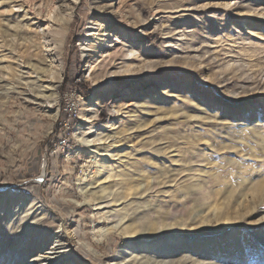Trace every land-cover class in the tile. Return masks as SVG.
<instances>
[{
    "label": "rangeland",
    "instance_id": "rangeland-1",
    "mask_svg": "<svg viewBox=\"0 0 264 264\" xmlns=\"http://www.w3.org/2000/svg\"><path fill=\"white\" fill-rule=\"evenodd\" d=\"M46 1L0 0V264H123L121 218L144 243L180 236L151 264H264V0ZM55 39L58 83L28 68Z\"/></svg>",
    "mask_w": 264,
    "mask_h": 264
},
{
    "label": "bare ground",
    "instance_id": "bare-ground-1",
    "mask_svg": "<svg viewBox=\"0 0 264 264\" xmlns=\"http://www.w3.org/2000/svg\"><path fill=\"white\" fill-rule=\"evenodd\" d=\"M54 0H49V2L46 1L47 4H52ZM44 9V8H43ZM42 8H39V12H42L43 13V10ZM11 11V10H10ZM52 11L48 10L47 11V14H49V16L51 15ZM58 21V20H57ZM95 26L96 24H94V22H91L90 23V26L88 27V29L86 30L85 32V35L83 37V40H81V44H80V47H81V53L85 54L86 52H89V48L92 46V44H90V41L91 39L93 38V36L95 35L93 33V31H95ZM58 34V33H57ZM97 35V34H96ZM4 37V35H3ZM56 39H55V42H52V43H48V52H49V56H50V59L49 61H46L43 59V58H38L36 62L39 63V65H37L36 63L35 64H31L28 66V68L30 70H32L33 72H35V74L37 73H46L48 75V77H50L51 79V82L52 83H58L57 79L58 77L60 76V66L58 65H55L57 62H56V58H55V55L58 54V51H59V41H57L58 43H56ZM128 47V46H127ZM126 53L124 55L125 58H129V59H132V58H136V51L135 49L132 47L128 48L126 50ZM40 53H37V56H39ZM45 64H48L47 65V68L45 67ZM43 68V69H42ZM125 69L126 70H129L130 69V65L129 64H125ZM57 81V82H56ZM7 83V82H6ZM20 84H23V85H26V86H30L29 87V90L30 92H34L35 97L36 99H43L45 97V93L46 91L44 89H41V87H37L36 84L33 82V83H28L26 81L22 82L20 81L19 82ZM35 86H34V85ZM8 85H3V82L1 83L0 82V95H7L9 94L10 92H12L14 90V88H11V87H7ZM48 91H52V92H55L56 91V87L55 85H50V87H48ZM50 98H52V96H50ZM87 111V110H86ZM84 119V118H83ZM87 122V119L85 118L84 122H82V124L86 123ZM85 131L84 130H81L80 129V132L77 133L76 137L77 139L84 145H87L89 148H93L92 150V153L94 154V156H100V158H103L104 154H102V152L100 150H98L97 148H94V146L96 145L95 142L96 141H99V138L97 137L95 140L92 139V140H89L87 136H85ZM107 158V156H106ZM102 160V159H101ZM98 162V161H97ZM96 162V163H97ZM100 169H102L100 172H103L105 171V168L107 167L103 164H100V162L97 164ZM98 168V167H97ZM108 168V167H107ZM106 168V169H107ZM97 171V170H96ZM110 175H108L106 177V179L109 178ZM188 177V176H187ZM173 181V180H172ZM170 180V182H172ZM104 182V180H103ZM155 182V181H154ZM106 183V182H105ZM166 183V182H165ZM164 185V184H163ZM201 187V186H200ZM85 188V187H84ZM260 190L264 189L262 186L258 187ZM108 189V188H107ZM203 189V188H202ZM106 188L105 187H99L96 189V191H94L93 193L91 192V197H93L92 199H94L95 201H97V206L99 207H103V209L107 206V205H111V203H117L118 201H120L119 199H116L117 198V193L115 194L114 192H106ZM144 191V190H143ZM146 191H148L146 189ZM89 193V192H88ZM144 193V192H143ZM204 195V193H203ZM129 205V204H128ZM127 205V206H128ZM116 208H118L117 210L121 212L125 211L126 208H125V205L124 204H117L115 206ZM37 208V207H36ZM27 210V209H26ZM29 210V209H28ZM25 211V210H24ZM127 211V210H126ZM26 212V211H25ZM30 212V210H29ZM105 212V211H104ZM146 212V211H145ZM106 213V212H105ZM157 213V212H156ZM114 214V213H113ZM125 214H128L127 212L123 213ZM15 216V214H13ZM147 216H150L149 213L146 214ZM113 216V215H112ZM115 216V214H114ZM146 216V217H147ZM123 217V216H122ZM130 217H131V214H130ZM129 215L127 217L130 218ZM112 218V217H111ZM132 218V217H131ZM145 218V217H144ZM119 218L117 217V220ZM126 220V219H125ZM124 220V218H121L118 220V225H120L122 227V225L124 226L123 229H122V232H123V235L125 237V239L127 240V243L122 247V249L119 251V254L121 255V258H122V261H124L123 264H151L148 262V260H146V256L148 254L149 251H151L155 245H158L159 248L162 250V253H167L166 252V246L169 245V243H171V246L169 247V249H177V247H180V245H182V240L180 238V236L178 235H173L171 234L170 232L172 231V229H169L167 228V230L165 231L166 235H162L160 236L161 239H165L160 242L159 239L157 240L158 242L154 243V242H151V243H144L140 240H136V236H138V220L134 221V223L136 224H133V223H130L128 225H124L126 223V221ZM122 221H125V222H122ZM118 225L116 227H118ZM116 227H113V228H116ZM169 227V226H168ZM112 228V227H111ZM118 229V228H117ZM161 230V229H160ZM121 232V233H122ZM156 232V231H155ZM151 235V234H149ZM140 237V236H139ZM47 240V239H46ZM176 248H175V247ZM158 248V249H159ZM183 251V248L181 249ZM32 252V251H31ZM61 253V252H59ZM184 254V253H183ZM175 255V254H174ZM186 255V254H185ZM59 255L57 253H54V254H51V257L48 262H46L45 264H52V262L54 260H57L59 259L58 257ZM119 256V255H118ZM178 257V256H177ZM45 258V257H44ZM179 264H187V262L189 261V258L186 257V256H183V257H179ZM37 260V259H36ZM178 260V259H176ZM191 260V259H190ZM52 261V262H51ZM57 262V261H56ZM154 264V263H153ZM155 264H158V263H155ZM191 264V263H190Z\"/></svg>",
    "mask_w": 264,
    "mask_h": 264
},
{
    "label": "built area",
    "instance_id": "built-area-1",
    "mask_svg": "<svg viewBox=\"0 0 264 264\" xmlns=\"http://www.w3.org/2000/svg\"><path fill=\"white\" fill-rule=\"evenodd\" d=\"M75 106L74 104H67L66 105V112L68 113V118L65 119L60 123V128L58 132V138L61 145H64L67 143L68 134H69V128L71 126L72 121V114H74Z\"/></svg>",
    "mask_w": 264,
    "mask_h": 264
},
{
    "label": "trees",
    "instance_id": "trees-1",
    "mask_svg": "<svg viewBox=\"0 0 264 264\" xmlns=\"http://www.w3.org/2000/svg\"><path fill=\"white\" fill-rule=\"evenodd\" d=\"M83 94H84L85 96H88V95H89V94H88V91H84Z\"/></svg>",
    "mask_w": 264,
    "mask_h": 264
}]
</instances>
